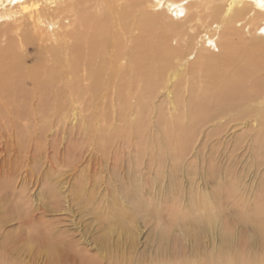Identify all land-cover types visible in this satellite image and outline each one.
Wrapping results in <instances>:
<instances>
[{
    "label": "rangeland",
    "instance_id": "rangeland-1",
    "mask_svg": "<svg viewBox=\"0 0 264 264\" xmlns=\"http://www.w3.org/2000/svg\"><path fill=\"white\" fill-rule=\"evenodd\" d=\"M101 3L117 27L120 12L131 11L117 0ZM241 42L239 51L256 58L264 53L252 34ZM47 64V74L35 79L56 81V103L35 100L44 115L14 119L0 149V264H149L205 255L217 263L228 246L247 264L264 262L263 123L241 112L231 121L215 118L216 126L223 123L217 132L213 122L196 124L190 137L170 126L189 121L155 100L149 123L126 135L103 94L75 101L58 81L68 69ZM250 94L247 111L263 114L264 98L257 90ZM18 100L10 104L19 111L25 101ZM1 103L0 112L8 111ZM206 204L211 219L200 224ZM189 230L200 232L194 238ZM49 236L60 252L46 251L42 239Z\"/></svg>",
    "mask_w": 264,
    "mask_h": 264
},
{
    "label": "bare ground",
    "instance_id": "bare-ground-1",
    "mask_svg": "<svg viewBox=\"0 0 264 264\" xmlns=\"http://www.w3.org/2000/svg\"><path fill=\"white\" fill-rule=\"evenodd\" d=\"M102 1L0 0V105L8 103V111L0 112V149L7 147L11 127L17 125L14 119L25 121L32 112L44 115L35 100L41 102L43 97L56 103L61 93L53 86L56 81L35 79L47 74L44 63L49 60L68 69V77L58 81L75 101L103 94L102 99L115 106L113 121L126 135L138 134L149 123L148 111L155 108V100L189 121L188 126L178 121L168 125L185 129L182 135L191 133L190 137L205 121L213 122L216 132L222 129L223 123L216 126L220 121L214 122L215 118L231 121L233 116L250 113L258 126V121L264 124V110L262 114L246 107L251 92L257 90L264 98V53L252 57L237 45L252 34L264 47V0H117L131 9L118 15L120 27L105 14ZM127 19L129 28L122 25ZM194 52L189 67L186 64ZM32 58L33 64L27 65ZM259 74L263 76L251 82ZM28 84L34 88H26ZM18 92L25 101L19 111L10 104L20 102ZM202 207L198 222L209 223L208 205ZM260 207L264 212V205ZM199 232L189 230L188 234L195 238ZM51 239L43 238L42 244L56 254L60 250ZM228 247L218 252L220 262L247 264ZM220 262L205 255L201 261L159 257L149 264Z\"/></svg>",
    "mask_w": 264,
    "mask_h": 264
}]
</instances>
